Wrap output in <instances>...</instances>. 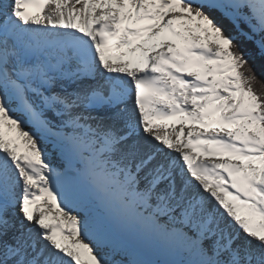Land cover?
<instances>
[{"label":"snow or ice","instance_id":"snow-or-ice-1","mask_svg":"<svg viewBox=\"0 0 264 264\" xmlns=\"http://www.w3.org/2000/svg\"><path fill=\"white\" fill-rule=\"evenodd\" d=\"M264 0H0V264H264Z\"/></svg>","mask_w":264,"mask_h":264},{"label":"trees","instance_id":"trees-1","mask_svg":"<svg viewBox=\"0 0 264 264\" xmlns=\"http://www.w3.org/2000/svg\"><path fill=\"white\" fill-rule=\"evenodd\" d=\"M253 67H254L255 70H256V74H257V76H258L261 80H264V69L261 68L259 60H257V61L255 62V64L253 65Z\"/></svg>","mask_w":264,"mask_h":264}]
</instances>
